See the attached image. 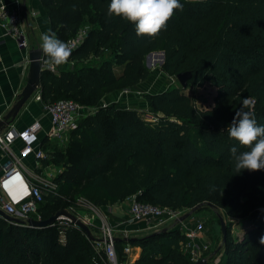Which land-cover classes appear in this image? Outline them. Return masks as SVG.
<instances>
[{
	"label": "trees",
	"instance_id": "16d2710c",
	"mask_svg": "<svg viewBox=\"0 0 264 264\" xmlns=\"http://www.w3.org/2000/svg\"><path fill=\"white\" fill-rule=\"evenodd\" d=\"M38 1L48 32L61 41L89 26L69 57L74 64L55 73L40 72L42 104L71 100L98 105L104 93L130 88L147 76L143 61L149 52L163 53V73H190L184 88L170 86L143 95L157 114L154 122L135 109L109 104L78 120L69 135L73 147L65 156L51 155L45 148L53 141L44 138L39 145L47 155L42 166L61 165L55 192L37 205L40 219L65 210L72 196L95 207L131 196L173 210L212 207L227 221L218 264H264V246L259 244L264 235V170L235 174L230 149H249L227 134L242 107L264 126V0H180L183 10H176L155 38L137 37L134 24L109 17L110 0ZM102 51L108 56L93 65L88 57H99ZM204 86L214 92L209 108L197 106L185 92ZM234 221L244 229L232 238ZM169 224L142 235L114 236L115 254L123 257L117 263H123L122 251L129 245L140 249L133 264H188L179 224ZM93 238L71 225L59 243L53 225L34 228L0 216V264H105L102 249H94L100 238Z\"/></svg>",
	"mask_w": 264,
	"mask_h": 264
},
{
	"label": "built area",
	"instance_id": "2783aa9c",
	"mask_svg": "<svg viewBox=\"0 0 264 264\" xmlns=\"http://www.w3.org/2000/svg\"><path fill=\"white\" fill-rule=\"evenodd\" d=\"M19 0H13L11 4L7 5L0 3V28L3 35L11 37L15 40L17 46L22 50L28 49V37L22 29V20L19 13ZM86 33V27L79 29L74 36L65 41L72 52L82 43ZM70 57V56H69ZM68 57V59H69ZM160 60V59H159ZM41 68L44 69L41 65ZM46 70V69H45ZM51 72V71H50ZM32 97L35 101H40L38 91ZM108 104L98 105H80L71 100H58L53 103L43 104L44 109L48 112L50 127L46 137L57 143L62 144L67 141L72 131L77 128V122L81 118L93 115L99 107H105ZM38 124L32 123L22 130L16 131L8 128L5 131L0 130V152L2 154V161L0 162V210L6 215L20 221L28 219L41 220L37 211V205L43 200V197L49 193H54L56 190V183L54 178L56 173L47 171L45 173L28 172L30 177L24 175V168L22 166V159L32 155L36 165L47 155L36 143V131ZM15 139L20 140L22 146L16 153L13 152L11 145ZM43 170V166H36ZM48 167V166H47ZM13 178H17L25 183L26 193L19 201L7 199L4 192V186ZM128 200V208L124 217L120 219L114 226L105 223L102 218L97 220L96 227L99 230L100 239L94 245V249H102V261L105 264H118L116 254L113 248V238L115 231H119L121 236L127 237L131 233L137 231H155L159 228L171 223L177 222L178 228L183 234L184 240L181 243L182 250L188 255L189 263L195 262L209 253V246L203 241L200 236L201 224H195L182 221L179 222L178 218L181 216L179 210H173L165 207H157L149 203L138 202L133 196L126 198ZM83 204L87 202L82 200ZM89 204V203H88ZM93 207L90 211L96 213L97 207ZM78 219V218H75ZM79 220V219H78ZM84 222L88 226H92L94 219L84 217ZM142 223L141 229H129L134 224ZM57 231V241L64 243L65 229L74 225L73 221L67 217L60 216L52 224ZM130 249L129 245L124 246L123 253L128 254ZM203 255V256H202Z\"/></svg>",
	"mask_w": 264,
	"mask_h": 264
},
{
	"label": "crops",
	"instance_id": "0c3cea01",
	"mask_svg": "<svg viewBox=\"0 0 264 264\" xmlns=\"http://www.w3.org/2000/svg\"><path fill=\"white\" fill-rule=\"evenodd\" d=\"M13 0H0V3L11 4ZM19 13L22 20V29L28 37V49H20L15 40L9 36L3 35V31L0 28V118L8 111L10 106L14 103L17 95L23 87L27 74V52L30 49L41 48L42 41L40 39L41 34L48 32V21L44 14V11L38 0H19ZM68 68V63L60 65L57 71H62ZM38 124V130L36 131V143L39 147L40 142L46 138V134L49 130V115L44 109L43 104L39 101H35L31 96L19 109L15 118L8 124H4L0 129L5 131L8 128L19 131L24 127L32 124ZM48 139V138H47ZM49 140V139H48ZM51 141V140H49ZM51 144V143H50ZM22 146L20 140L15 139L11 145L14 153L17 152ZM45 152V151H44ZM2 161V154L0 152V162ZM42 161H39L36 165L32 155L22 159V166L24 168V175L30 177L28 172L45 173L47 165L43 166V170L40 171L36 166L41 165ZM4 192L7 199L14 201L21 200L26 193V186L24 182H21L17 178H13L10 182H7L4 186ZM128 200L125 199L119 203L112 205H104L97 207L95 213V220H102L110 225H115L122 217L128 208ZM142 223L134 224L129 229H141ZM146 232L141 230L136 233H131L135 236L145 234ZM121 236L119 231H115L114 236ZM201 238L204 237L200 233ZM140 249L137 246H131L125 261L121 264H133V262L139 256ZM187 255V254H186ZM203 256V255H202ZM205 256V255H204ZM188 257V255H187ZM189 259V258H188Z\"/></svg>",
	"mask_w": 264,
	"mask_h": 264
},
{
	"label": "rangeland",
	"instance_id": "374dc122",
	"mask_svg": "<svg viewBox=\"0 0 264 264\" xmlns=\"http://www.w3.org/2000/svg\"><path fill=\"white\" fill-rule=\"evenodd\" d=\"M85 27L87 28L89 26L85 25ZM107 56L108 52L102 51V54L99 57H93L92 55H90L88 59L93 65H98L100 62V58H104ZM151 56L152 57L150 60H148L147 66V62L144 58L143 64L147 69V76L142 81L130 88H123L115 90L113 92L104 93L99 103L108 105L113 104L115 108L120 109H135L140 113L145 121L154 122L157 114L154 113L151 107L144 101L143 95L157 93L165 90L170 86L180 87V85L177 82L175 76H169L160 70L159 55L153 54ZM74 62L75 61L73 59H68V67L74 64ZM119 70L120 69L118 67H115V72L118 73ZM185 92L189 96H192V99L197 106L201 108H209L212 106V96L214 92L211 87L204 86L193 91L191 88H186ZM53 143L51 142V144H47L45 149L52 151L51 155L59 154L65 156L67 154V148L69 149V147H73V138L69 137L67 141L57 146H54ZM61 151L64 152L62 153ZM59 163H47L46 165L48 166V171L56 173L60 168L59 165H61ZM82 200L83 199L79 196H72L66 201L67 205L64 209L69 214L74 216V218H78L79 221L85 225L86 223L84 222V217L90 218L91 220L94 219V223L92 226H86L89 228V231L93 237L100 238L99 230L96 227L97 220H95V213L90 211L93 207L89 206L88 203L83 204ZM179 212L180 215H183L190 211L188 209H181L179 210ZM218 217H221L226 225L227 221L222 216L221 210L212 207H204L199 211L192 212L184 220L192 224H195L196 222L201 224V234L204 237L203 241L209 246V253L207 254V257H203H206L205 259L207 261V264H218L223 259L222 241L219 230ZM172 221L173 220H170L169 222ZM241 227L243 226H241L240 223L234 221V224L230 229L232 238L239 237L241 235L242 230L244 229V227ZM116 255L117 261L120 262L123 257L118 253Z\"/></svg>",
	"mask_w": 264,
	"mask_h": 264
},
{
	"label": "clouds",
	"instance_id": "9594fccd",
	"mask_svg": "<svg viewBox=\"0 0 264 264\" xmlns=\"http://www.w3.org/2000/svg\"><path fill=\"white\" fill-rule=\"evenodd\" d=\"M176 10H183L180 0H110L107 15L120 17L134 24L137 37L155 38L162 30H166L167 22ZM40 39L42 55L36 59V63L55 73L70 56L68 45L59 40L54 32L43 33ZM249 104V100L246 99L244 107H248ZM227 134L231 140L249 149L243 152H238L237 147L230 149L235 174L244 170L249 172L264 170V126L257 125L252 110L245 111L242 107L236 111L227 126ZM259 244L264 246V235L259 238Z\"/></svg>",
	"mask_w": 264,
	"mask_h": 264
},
{
	"label": "water",
	"instance_id": "95a60500",
	"mask_svg": "<svg viewBox=\"0 0 264 264\" xmlns=\"http://www.w3.org/2000/svg\"><path fill=\"white\" fill-rule=\"evenodd\" d=\"M152 54H158L160 57L159 64L162 63L163 60V53L161 51L157 52H149L145 55V61L146 66L148 64V60L150 59ZM42 55L41 48L37 49H30L27 52V62H28V67H27V74H26V79L23 87L21 88L19 94L17 95L14 103L10 106L8 111L0 118V127H2L4 124H8L10 121H12L16 114L18 113L19 109L23 106V104L38 90L39 86V75L40 72L43 70L41 68L40 64L36 63V59ZM175 78L177 82L179 83L181 88H184L187 84L188 79L190 78V73L188 71H183L179 72L175 75ZM193 210L190 212L181 215L178 218L179 222L184 221L191 213ZM0 216L8 220L9 222L17 223V224H24L29 227H34V228H42V227H47L53 224V222L60 216L67 217L73 221L74 225L80 228L84 234L85 237L89 240H93V236L91 235L89 228L80 222L79 220L75 219L74 216L69 214L65 210H58L48 218L44 220H33V219H28L25 222L17 220L15 218H12L8 215H6L3 211L0 210ZM218 224H219V230H220V235H221V241H224L225 238V223L223 222L221 217H218ZM188 264H207V261L205 258H201L195 262L188 263Z\"/></svg>",
	"mask_w": 264,
	"mask_h": 264
},
{
	"label": "bare ground",
	"instance_id": "6f19581e",
	"mask_svg": "<svg viewBox=\"0 0 264 264\" xmlns=\"http://www.w3.org/2000/svg\"><path fill=\"white\" fill-rule=\"evenodd\" d=\"M152 55H153V54H152ZM151 57H152V56H151ZM151 57H150V59H151ZM150 59H149V60H150Z\"/></svg>",
	"mask_w": 264,
	"mask_h": 264
}]
</instances>
